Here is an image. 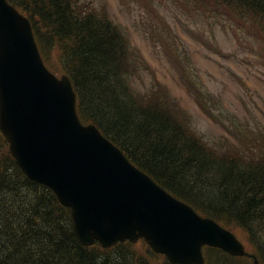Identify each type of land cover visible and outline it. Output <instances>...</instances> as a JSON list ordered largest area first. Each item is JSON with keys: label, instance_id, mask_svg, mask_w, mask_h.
Masks as SVG:
<instances>
[{"label": "trees", "instance_id": "1", "mask_svg": "<svg viewBox=\"0 0 264 264\" xmlns=\"http://www.w3.org/2000/svg\"><path fill=\"white\" fill-rule=\"evenodd\" d=\"M9 1L29 18L46 64L69 76L83 122L96 124L174 196L239 230L264 264V132L236 130L239 145L217 152L184 124L185 112L167 96L147 97L145 107L135 102L127 77L129 43L107 14L88 11L77 0ZM187 2L201 9L211 3L207 11L222 9L252 19L264 37V0ZM205 256V264H251L215 248H207ZM0 264L169 262L143 242L108 250L83 247L69 209L48 188L23 175L0 134Z\"/></svg>", "mask_w": 264, "mask_h": 264}, {"label": "water", "instance_id": "2", "mask_svg": "<svg viewBox=\"0 0 264 264\" xmlns=\"http://www.w3.org/2000/svg\"><path fill=\"white\" fill-rule=\"evenodd\" d=\"M0 131L11 156L32 181L70 208L83 246L143 237L171 264H202L201 247L250 256L228 230L201 218L137 169L75 111L69 78L50 73L29 20L0 0Z\"/></svg>", "mask_w": 264, "mask_h": 264}, {"label": "rangeland", "instance_id": "3", "mask_svg": "<svg viewBox=\"0 0 264 264\" xmlns=\"http://www.w3.org/2000/svg\"><path fill=\"white\" fill-rule=\"evenodd\" d=\"M77 2L124 30L127 61L138 65L129 80L137 104L145 107L147 96L166 93L165 100L185 112L184 124L217 152L237 145L230 121L246 131L264 128V40L253 22L207 11L211 3L201 9L183 0ZM234 232L249 251L243 234Z\"/></svg>", "mask_w": 264, "mask_h": 264}, {"label": "bare ground", "instance_id": "4", "mask_svg": "<svg viewBox=\"0 0 264 264\" xmlns=\"http://www.w3.org/2000/svg\"><path fill=\"white\" fill-rule=\"evenodd\" d=\"M56 230V229H55ZM65 234V233H64ZM64 236V235H63Z\"/></svg>", "mask_w": 264, "mask_h": 264}]
</instances>
